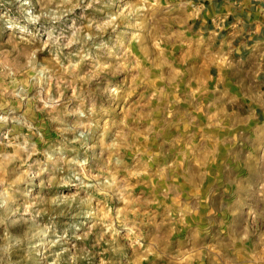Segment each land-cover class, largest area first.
I'll list each match as a JSON object with an SVG mask.
<instances>
[{"label": "rangeland", "instance_id": "1", "mask_svg": "<svg viewBox=\"0 0 264 264\" xmlns=\"http://www.w3.org/2000/svg\"><path fill=\"white\" fill-rule=\"evenodd\" d=\"M196 15L186 0H0V264H264L258 216L244 247L239 227L186 215L242 192L211 165L234 154L211 135Z\"/></svg>", "mask_w": 264, "mask_h": 264}, {"label": "crops", "instance_id": "2", "mask_svg": "<svg viewBox=\"0 0 264 264\" xmlns=\"http://www.w3.org/2000/svg\"><path fill=\"white\" fill-rule=\"evenodd\" d=\"M186 3L197 13L192 28L204 45L201 54L211 81L210 118L218 127L211 135L226 137V149L234 154L232 159L212 160L211 165L234 169L236 175L226 180L228 184L241 186L235 192L242 190L237 192L240 195L226 196L227 203L220 207L214 204L213 196L202 194L201 209H186V215H200L196 225L207 232L214 227L228 228V232L239 227V237L246 242L244 247H250V216H258V223L262 222L264 227V0H186ZM237 136L238 142L234 138ZM206 165L202 161V166ZM203 173L202 184H220L223 178L214 176L219 171L213 176L206 175V170ZM208 263L251 262L239 252L234 259L218 253L202 260V264Z\"/></svg>", "mask_w": 264, "mask_h": 264}]
</instances>
